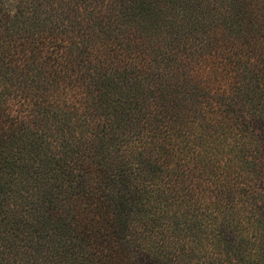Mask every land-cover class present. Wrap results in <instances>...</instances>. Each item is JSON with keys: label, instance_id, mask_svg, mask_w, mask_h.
<instances>
[{"label": "trees", "instance_id": "obj_1", "mask_svg": "<svg viewBox=\"0 0 264 264\" xmlns=\"http://www.w3.org/2000/svg\"><path fill=\"white\" fill-rule=\"evenodd\" d=\"M0 264H264V0H0Z\"/></svg>", "mask_w": 264, "mask_h": 264}]
</instances>
